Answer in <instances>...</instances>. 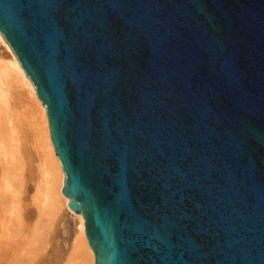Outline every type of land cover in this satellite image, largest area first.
Masks as SVG:
<instances>
[{"label": "water", "instance_id": "95a60500", "mask_svg": "<svg viewBox=\"0 0 264 264\" xmlns=\"http://www.w3.org/2000/svg\"><path fill=\"white\" fill-rule=\"evenodd\" d=\"M94 264H264V0H0Z\"/></svg>", "mask_w": 264, "mask_h": 264}, {"label": "bare ground", "instance_id": "6f19581e", "mask_svg": "<svg viewBox=\"0 0 264 264\" xmlns=\"http://www.w3.org/2000/svg\"><path fill=\"white\" fill-rule=\"evenodd\" d=\"M25 121L36 136V172L29 179ZM62 184L44 108L0 35V264H94L83 219L68 209ZM67 220L73 224L68 253L56 251L51 261Z\"/></svg>", "mask_w": 264, "mask_h": 264}, {"label": "rangeland", "instance_id": "374dc122", "mask_svg": "<svg viewBox=\"0 0 264 264\" xmlns=\"http://www.w3.org/2000/svg\"><path fill=\"white\" fill-rule=\"evenodd\" d=\"M25 137L27 142V155L28 157H26L27 160V164H30V167L27 169L26 171V179H29L31 177H33L36 168V158L33 154V147L35 146L33 143L36 140V136H35V132L33 131L32 127L27 123V121H25ZM30 155V156H29ZM33 183L30 182V186ZM29 186V185H28ZM33 194V191H30V189L28 190V196H27V200L24 201V204H28L29 200L28 198H30V196ZM63 230L61 231L60 235L58 236V246L52 250L51 252H49V259L52 261L55 260L56 256V251H59V255L62 254L63 256H66V254L68 253L69 250V246L73 237V224L70 220L65 221L64 226L62 228ZM61 247V248H60ZM60 248V249H59Z\"/></svg>", "mask_w": 264, "mask_h": 264}]
</instances>
